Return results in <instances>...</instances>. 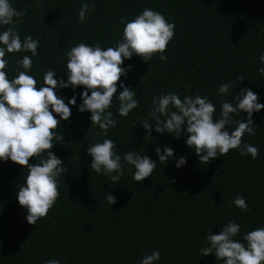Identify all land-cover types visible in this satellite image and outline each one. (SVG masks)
<instances>
[{"label": "trees", "instance_id": "16d2710c", "mask_svg": "<svg viewBox=\"0 0 264 264\" xmlns=\"http://www.w3.org/2000/svg\"><path fill=\"white\" fill-rule=\"evenodd\" d=\"M85 2L93 0H10L17 11L27 13L17 25L21 40L31 35L39 41L29 73L38 86L49 68L57 71V79L67 80L65 53L79 42L115 47L122 39L120 18L131 20L145 8L174 23L175 35L164 53L166 60L159 54L148 62L136 55L124 60L123 67H132L121 81L136 92L139 106L122 117L114 97L110 110L117 124L107 137L91 125L90 112L78 111L82 87L57 90L66 104L76 96V105H69L71 117L56 129L63 140L51 149L67 171L59 177V198L35 225L27 222V210L16 198L28 169L0 161V264H45L49 259L61 264H139L154 250L160 252L154 264H223L214 254L199 256L209 232L218 234L231 220L241 225L234 239L246 244L248 231L264 227V109L253 113L256 134L243 137L258 147L256 159L230 150L207 165L187 147L186 134L176 138L156 133L149 113L152 98L170 92L181 99L207 96L216 106V117L221 103L233 102L242 88L257 93L264 104V76L257 71L264 67L259 60L264 53V0H94L95 7L81 23L78 12ZM24 55L31 53L6 54L9 79L17 75L16 61ZM240 76L244 79L239 82ZM228 82L234 87L227 96H218L219 85ZM246 117L241 112L233 118ZM144 120L152 124L151 135L141 126ZM105 138L115 142L121 156L137 151L156 161L151 177L137 183L134 168L124 164L120 183L110 187L107 175L91 170L92 157L87 154L88 146ZM165 146L174 150L166 165L154 151ZM181 156L187 162L177 168ZM39 159L30 158L29 163ZM106 193L117 202L109 205ZM238 195L246 199L248 211L233 204Z\"/></svg>", "mask_w": 264, "mask_h": 264}, {"label": "clouds", "instance_id": "9594fccd", "mask_svg": "<svg viewBox=\"0 0 264 264\" xmlns=\"http://www.w3.org/2000/svg\"><path fill=\"white\" fill-rule=\"evenodd\" d=\"M94 7V0L82 3L78 21L84 22ZM26 15L25 11H17L10 0H0V27H4L0 31V161L10 160L28 169L24 183L18 186L16 198L19 205L27 210V222L35 225L47 216L59 198V177L67 171L64 162L51 149L55 142L63 140L61 132L58 134L56 129L60 127L61 120L71 117L69 105H76V96L73 95L66 104L57 95V90L82 87V103L78 111L90 112L91 125L97 126L102 136L107 137L109 129L117 124L110 110L114 97L119 101L118 113L122 117L139 106L136 92L121 81L132 67H123L124 60L136 55L148 62L157 54L161 60H166L164 53L175 35V25L162 13L148 8L131 20L121 17L120 22L124 25L122 39L115 47L101 48L98 42L95 45L79 42L65 53L67 80L57 79V71L49 68L43 73V85L38 86L37 80L29 73L32 57L38 54L39 41L31 35L21 40L17 30V25L24 22L22 17ZM20 52H30L31 56L24 55L16 61L19 66L15 69L17 75L9 79L6 54ZM259 60L264 64V53ZM257 71L264 76V67ZM237 79L240 82L244 77ZM232 87L230 82L220 84L217 95L227 96ZM261 109H264V104L258 102L257 93L250 88L236 92L233 102L223 101L219 117L215 116L216 106L207 96L185 95L181 99L177 93L170 92L152 98L149 116L155 122L156 133H171L176 138L186 134L187 147L195 152L199 162L207 165L211 160L227 155L230 150H238L241 156L250 154L253 160L257 158L258 147L245 143L243 137L256 134L253 113ZM241 112L247 113L245 119L233 118ZM232 125H235L234 129ZM141 126L151 135L152 124L148 120L142 121ZM115 148V142L108 138L87 148V154L92 157L91 170L107 175L110 187L120 183L124 164L134 168L133 180L137 183L151 177L157 167L156 161L137 151L121 156ZM154 151L160 164L166 165L169 158L174 157V150L169 146L163 150L156 147ZM33 157H39V162L30 164ZM186 162V158L181 156L176 159L175 166L179 168ZM106 200L109 205L117 202L112 193H106ZM233 204L242 211L249 210L243 196H236ZM240 229V224L229 220L218 234L209 232L206 246L199 249V256L214 254L216 260L223 264H264V227L248 231L243 237L246 244L234 239ZM159 259V250H154L150 255H144L139 264H154ZM45 264H61V261L49 259Z\"/></svg>", "mask_w": 264, "mask_h": 264}]
</instances>
